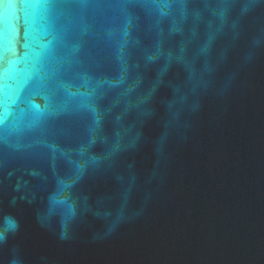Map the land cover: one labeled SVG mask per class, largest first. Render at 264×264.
<instances>
[{"label":"water","instance_id":"95a60500","mask_svg":"<svg viewBox=\"0 0 264 264\" xmlns=\"http://www.w3.org/2000/svg\"><path fill=\"white\" fill-rule=\"evenodd\" d=\"M0 233V264H264V0H0Z\"/></svg>","mask_w":264,"mask_h":264},{"label":"clouds","instance_id":"9594fccd","mask_svg":"<svg viewBox=\"0 0 264 264\" xmlns=\"http://www.w3.org/2000/svg\"><path fill=\"white\" fill-rule=\"evenodd\" d=\"M6 222L9 224V222H11L15 227H12L13 230L18 227V225L16 224V222L14 221V219L12 218H5ZM6 240V234L4 233H0V242H4Z\"/></svg>","mask_w":264,"mask_h":264},{"label":"snow or ice","instance_id":"6c2138e0","mask_svg":"<svg viewBox=\"0 0 264 264\" xmlns=\"http://www.w3.org/2000/svg\"><path fill=\"white\" fill-rule=\"evenodd\" d=\"M9 227H15L11 222H9Z\"/></svg>","mask_w":264,"mask_h":264}]
</instances>
